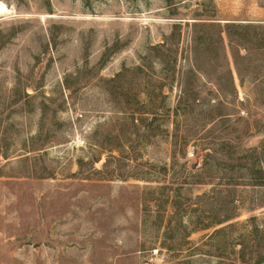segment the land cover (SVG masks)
Listing matches in <instances>:
<instances>
[{
  "label": "rangeland",
  "instance_id": "1",
  "mask_svg": "<svg viewBox=\"0 0 264 264\" xmlns=\"http://www.w3.org/2000/svg\"><path fill=\"white\" fill-rule=\"evenodd\" d=\"M0 3V264H264V0Z\"/></svg>",
  "mask_w": 264,
  "mask_h": 264
},
{
  "label": "trees",
  "instance_id": "2",
  "mask_svg": "<svg viewBox=\"0 0 264 264\" xmlns=\"http://www.w3.org/2000/svg\"><path fill=\"white\" fill-rule=\"evenodd\" d=\"M225 28L227 30L229 29H232V30H235L238 35L240 34L242 37L245 35V36H248L250 34V30H253L255 33H253L255 35V37H259L258 36V32H256V29L258 28V26H255V25H249V24H242V23H226L225 25ZM232 39L230 40V45L232 46ZM238 43V41H236ZM222 45V43H221ZM230 46V48H231Z\"/></svg>",
  "mask_w": 264,
  "mask_h": 264
},
{
  "label": "bare ground",
  "instance_id": "3",
  "mask_svg": "<svg viewBox=\"0 0 264 264\" xmlns=\"http://www.w3.org/2000/svg\"><path fill=\"white\" fill-rule=\"evenodd\" d=\"M6 10V7L3 3H0V11Z\"/></svg>",
  "mask_w": 264,
  "mask_h": 264
},
{
  "label": "built area",
  "instance_id": "4",
  "mask_svg": "<svg viewBox=\"0 0 264 264\" xmlns=\"http://www.w3.org/2000/svg\"><path fill=\"white\" fill-rule=\"evenodd\" d=\"M146 264H151V262H148V263H146Z\"/></svg>",
  "mask_w": 264,
  "mask_h": 264
}]
</instances>
